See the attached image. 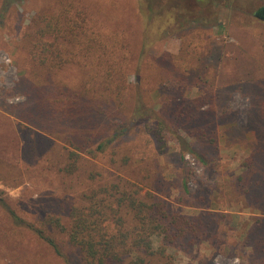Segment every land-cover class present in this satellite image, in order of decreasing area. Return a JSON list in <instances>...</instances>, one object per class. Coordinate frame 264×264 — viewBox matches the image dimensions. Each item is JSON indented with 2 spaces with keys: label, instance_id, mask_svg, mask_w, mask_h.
Instances as JSON below:
<instances>
[{
  "label": "trees",
  "instance_id": "obj_1",
  "mask_svg": "<svg viewBox=\"0 0 264 264\" xmlns=\"http://www.w3.org/2000/svg\"><path fill=\"white\" fill-rule=\"evenodd\" d=\"M207 1L195 2L211 16L213 0ZM190 8L186 0H140L136 12L141 35L133 45L125 35L116 44L105 42L79 0H56L34 15L25 33L24 48L34 80L29 116L62 144L55 148V141L49 139L46 148L48 158L52 155L47 167L56 180L60 176L77 185H53L63 193L56 197L50 193L60 199V215L38 212L34 221L26 220L7 205L1 191L0 209L17 227L50 247L64 264H172V250L213 242L215 228L230 217L214 211L187 215L174 210L166 185H136L122 177L109 185H94L93 160L110 156L106 160L116 164L117 153L108 151L125 133L143 128L160 148L166 145V132L177 134L185 144L183 151L192 152L178 132L214 142L213 120L230 115L226 105L216 111L213 75L200 69L194 74L200 63L195 46L186 42L177 64L165 53L161 63L148 62L143 67L146 57L152 61L148 49L162 34L184 33L207 20L200 10ZM253 17L264 23V4L254 8ZM95 23L99 21L94 17ZM189 83L203 92L194 99L171 93L177 84ZM154 89L169 93L160 111L148 103L147 95ZM196 155L206 163L203 155ZM127 164L128 156H124L121 168ZM244 165L246 171L232 185V192L244 208L259 215L245 223L241 246L249 248L251 264H264V146ZM184 184L178 203L190 206L186 196L191 195ZM153 237L160 241L158 246Z\"/></svg>",
  "mask_w": 264,
  "mask_h": 264
},
{
  "label": "rangeland",
  "instance_id": "obj_2",
  "mask_svg": "<svg viewBox=\"0 0 264 264\" xmlns=\"http://www.w3.org/2000/svg\"><path fill=\"white\" fill-rule=\"evenodd\" d=\"M55 1L0 0V191L7 205L30 221L36 219L38 212L60 215L62 204L53 195L63 193L61 187L56 190L53 185H77L60 176L56 180L51 167H47L51 166L52 155L48 158L46 148L49 139L55 141V148L62 144L29 116L33 114L30 90L34 80L24 36L34 15ZM79 1L88 12L91 26L99 30L105 42L116 44L123 35L132 45L140 41L136 12L140 0ZM195 1L186 0V4L200 10L207 20L195 23L184 33L162 34L148 49L152 61L146 57L143 67L147 68L148 62L161 63L165 53L172 55L173 64H177L176 58L185 50L186 42L195 46L200 63L192 73L198 74L200 69L213 75L211 89L216 111L226 105L230 115L213 120L214 142L178 132L192 152L183 151L185 144L176 138L177 134L166 132V145L160 148L143 128L125 133L108 151L117 153L113 156L116 164L106 160L110 156L93 160L94 185H109L118 177L136 185H166L165 193L169 192L167 198L174 210L187 215L200 211L229 214L215 228L213 242L199 241L185 250H172V264H251L250 250L241 246L240 239L245 223L259 212L244 208L232 192V185H237L238 177L246 171L244 162L264 146V23L253 17L254 8L264 4V0H213L211 16ZM94 17L99 21L95 26ZM133 81L134 76H130L129 82ZM202 92L203 88L189 83L177 84L171 93L194 99ZM168 94L150 91L149 105L160 111ZM196 154L203 155L206 163L202 164ZM124 156H128V164L123 170ZM183 183L191 195L186 196L190 206L178 203ZM152 241L154 246L160 243L157 237ZM0 264L64 263L50 247L28 230L17 227L0 209Z\"/></svg>",
  "mask_w": 264,
  "mask_h": 264
}]
</instances>
